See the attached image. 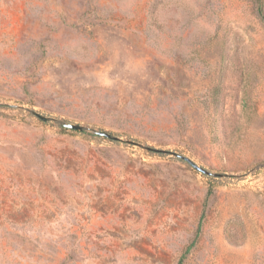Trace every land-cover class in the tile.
<instances>
[{
    "label": "rangeland",
    "instance_id": "374dc122",
    "mask_svg": "<svg viewBox=\"0 0 264 264\" xmlns=\"http://www.w3.org/2000/svg\"><path fill=\"white\" fill-rule=\"evenodd\" d=\"M260 2L0 0V264H264Z\"/></svg>",
    "mask_w": 264,
    "mask_h": 264
},
{
    "label": "water",
    "instance_id": "95a60500",
    "mask_svg": "<svg viewBox=\"0 0 264 264\" xmlns=\"http://www.w3.org/2000/svg\"><path fill=\"white\" fill-rule=\"evenodd\" d=\"M32 114H34L37 118H39L41 121L43 122H50V121H53L52 118L50 117H47V116H43L41 114H38L36 112H32ZM61 126L65 129H68V130H74V131H78V132H81L84 130V127L83 126H80V125H77V124H71V123H61ZM95 134L97 136H100V137H104V138H107V139H111V140H120L118 137H115V136H112L111 134L109 133H106V132H102V131H95ZM128 143H131V144H134V142L132 141H128ZM140 145V144H138ZM141 146V145H140ZM145 149H147L148 151H153V152H157V153H165L164 151H161V150H157V149H153V148H150V147H144ZM186 161H188L195 169H197L198 171L204 173V174H208V175H211L212 173L206 171L205 169L195 165L193 162H191L190 160L186 159V158H183L181 156H178ZM213 175V174H212Z\"/></svg>",
    "mask_w": 264,
    "mask_h": 264
},
{
    "label": "trees",
    "instance_id": "16d2710c",
    "mask_svg": "<svg viewBox=\"0 0 264 264\" xmlns=\"http://www.w3.org/2000/svg\"><path fill=\"white\" fill-rule=\"evenodd\" d=\"M258 2H259V6H260V4H261V0H257ZM260 8V7H259ZM260 11V10H259ZM260 14H261V12H260ZM262 15V14H261ZM63 130H65V129H63ZM191 246H192V244H191ZM189 248H190V246L187 248V250L185 251V253L184 254H186L187 253V251L189 250Z\"/></svg>",
    "mask_w": 264,
    "mask_h": 264
}]
</instances>
